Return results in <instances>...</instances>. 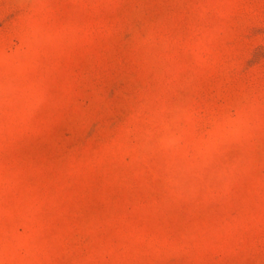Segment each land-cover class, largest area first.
Here are the masks:
<instances>
[{
    "label": "rangeland",
    "instance_id": "rangeland-1",
    "mask_svg": "<svg viewBox=\"0 0 264 264\" xmlns=\"http://www.w3.org/2000/svg\"><path fill=\"white\" fill-rule=\"evenodd\" d=\"M0 264H264V0H0Z\"/></svg>",
    "mask_w": 264,
    "mask_h": 264
}]
</instances>
